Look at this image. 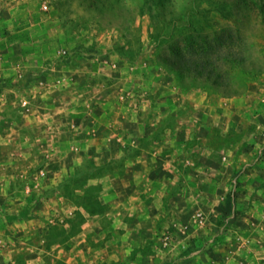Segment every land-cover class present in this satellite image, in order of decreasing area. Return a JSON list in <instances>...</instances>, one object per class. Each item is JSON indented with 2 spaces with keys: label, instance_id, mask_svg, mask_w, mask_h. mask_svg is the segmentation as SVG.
Segmentation results:
<instances>
[{
  "label": "rangeland",
  "instance_id": "obj_1",
  "mask_svg": "<svg viewBox=\"0 0 264 264\" xmlns=\"http://www.w3.org/2000/svg\"><path fill=\"white\" fill-rule=\"evenodd\" d=\"M1 94L0 264L1 238L16 250L15 223L34 216L35 237L62 234L48 221L77 237L105 226L73 264H129L146 235L159 259L167 220L197 208L203 242L181 251L220 264L243 225L262 239L242 246L246 264H264V198H242L264 192V0H0ZM137 197L153 223L128 234ZM114 217L128 231L115 240Z\"/></svg>",
  "mask_w": 264,
  "mask_h": 264
},
{
  "label": "crops",
  "instance_id": "obj_2",
  "mask_svg": "<svg viewBox=\"0 0 264 264\" xmlns=\"http://www.w3.org/2000/svg\"><path fill=\"white\" fill-rule=\"evenodd\" d=\"M36 83L37 85L43 83V79H40V81H37ZM16 96L18 98H21L23 101L27 100L25 97H23L22 94H18ZM41 96H44V95H41ZM18 98L17 100H19ZM1 99L2 100L5 99L7 101L9 97L6 94H1L0 100ZM2 164H6V163L2 162ZM161 193L164 195L165 193L164 190L161 191ZM179 193H181L184 196L183 190H180ZM243 196H244L242 197L243 199L248 198L249 200L251 198L255 199L258 196H262L264 198V192L263 190L256 189L250 192H246V194ZM140 200H141L140 197L139 198L137 197L136 201L134 202L136 207L134 208V211H132V213L134 212L136 216L134 215L132 221L128 223V225L130 226V229L128 230V227H127V230L129 232L125 230L126 225L121 226L120 224H117L119 219L117 217H114L113 222L110 223L111 224L110 227L113 230V233H111V237L113 238V240H115L116 238L115 236L117 234L118 236L119 235L121 236L122 234H125V232H128L129 234L131 229L141 230L142 228V222L140 221L141 215L145 216V218H148V219L144 218V222L145 223L150 222L149 223L150 225H148L149 226L148 228H150L149 230L151 231L153 219L149 217V215L147 214V212L150 210V207H149L150 204L149 202L145 201L147 203H145L144 206H141L138 204V202H141ZM177 208L175 212L177 216L179 217L180 207H177ZM32 220L33 221L27 222V223H23V221H18V223L17 222L15 223L17 228L21 229V230H18L19 235L16 237L17 245H18L16 250L10 249V246L12 245L11 242L12 241L14 242L13 237H11L10 235H7L6 237H4V239L1 238L5 243L4 244L5 249H4V254L2 255L3 256L2 258H3V261L6 262L7 264H30V263L31 264H73L72 262L73 257H74L72 255L73 246L75 248V246L81 243H82V246H86L87 244L90 245L89 243H93V241L97 243L101 239L100 236L102 235V234L99 235V230L97 231L98 234L97 232L94 233V232H89V231L87 232V230H82L83 233H81V235H78V237L80 236L81 238L79 237V239L76 240V238L78 237L72 233V229L70 227H68L67 225L60 224V223L55 224L53 222L48 221L47 223H48V227L50 226V229L53 227L60 229L62 234L59 237H57L53 235L52 234L53 232L51 233L52 230H50L46 234H44L42 237L38 235L35 237L34 234L35 233L37 234L38 230L43 227L42 226L40 227V225H37L35 223L36 225L34 229L30 228L28 224H33V222H35L36 220V216L32 217ZM174 221L175 219L173 221L167 220L166 224L168 226L167 225L165 226L166 229L168 227H172ZM255 223L257 224V222L251 221V223H244V224H252V225L254 224L253 226H255V229H258L260 226H262V221L259 225H255ZM5 224L6 225L4 226L9 227L12 225V222H9V223L7 222ZM240 226H243V225H237V227L235 226V229L236 228L238 229V230H235L236 231L235 233L239 235V237H236L237 239L235 237L234 238L226 237L225 239L226 244H224L223 247L225 248L226 251H230V252H227L226 256L221 261H219L220 264L223 261H225L227 264H246L247 259L243 258L242 256V254L244 253L243 252L244 250H241L242 246L244 245L247 246L249 244L253 245V244H256V241L258 242L262 241V239L259 236L256 237L253 235H247L245 231H241ZM145 227H147V225H145ZM102 229H103V232L105 233V234L103 233L104 235H102V237L107 236L106 232L108 231L106 230L105 226ZM146 232H148L147 229L144 231V233ZM196 234L197 233H193V235H191L192 237L191 240H193L192 242L193 245H196L198 247V245L203 241H201V239H198L199 237H197L198 235ZM123 236L125 237L126 235H123ZM149 238H151V235L139 237L137 238V240L132 239V244L130 245L132 255L130 256L129 264H214L216 262L214 261V259L211 258V253L204 252L200 254V253H197V251L196 253H192L190 251L189 252L181 251L180 246L164 248L165 251H162V252L160 251L161 258L157 259L156 256L153 254L154 248L156 247L152 245H151V248L147 247L150 244V241H148ZM216 240H217L216 237H212L209 239V241H211L212 244L214 241L217 242ZM103 241H106V240L103 239ZM213 247L216 248L217 246L214 244ZM234 247H237V248L234 249ZM88 251L89 249H87V252ZM156 252H159V251H156ZM110 255H107V254L105 255L104 252L102 253L97 252L95 253V255H93V257L98 262H101L100 264H105L104 263L105 260H113V259L118 260V258H120L121 260L126 259L125 257L123 258V255L121 254L119 256H116V255L110 256ZM29 261H32V262H29ZM111 263L116 264L117 262L114 263V261H112ZM87 264H88V261H87Z\"/></svg>",
  "mask_w": 264,
  "mask_h": 264
},
{
  "label": "built area",
  "instance_id": "obj_3",
  "mask_svg": "<svg viewBox=\"0 0 264 264\" xmlns=\"http://www.w3.org/2000/svg\"><path fill=\"white\" fill-rule=\"evenodd\" d=\"M66 50L61 49L59 50V54H65ZM27 104V101H23V105ZM232 186L230 190V195H222L221 200H229L232 201L235 200V197L238 195L239 190V179L238 176H235L232 180ZM208 222V216L206 214V211L197 208L195 209L191 217L188 220L183 219H177L173 222V225L171 228H167L163 231L161 239V246L163 248H169L174 246H180L181 249H187L188 243L192 241L191 237V231L194 228H201L207 225ZM221 264H227L225 261H223Z\"/></svg>",
  "mask_w": 264,
  "mask_h": 264
}]
</instances>
